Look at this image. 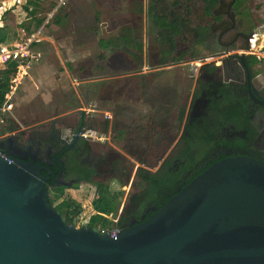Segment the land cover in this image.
Masks as SVG:
<instances>
[{
  "label": "rangeland",
  "instance_id": "rangeland-1",
  "mask_svg": "<svg viewBox=\"0 0 264 264\" xmlns=\"http://www.w3.org/2000/svg\"><path fill=\"white\" fill-rule=\"evenodd\" d=\"M177 5L186 12L185 41L171 20L160 32L154 16L161 13L165 20L173 10V17H179ZM235 6L242 26L253 33L252 48L242 53L264 59V0H236ZM24 7L34 8V15L29 16ZM206 8L210 7L202 0H0V25H5L9 41L36 34L31 50L38 54L15 92L13 118L3 126L8 129L0 135V146L13 156H21L16 148L22 149L32 139L35 149L36 131H49L54 120L56 127L59 122L75 124L79 112L90 109V146L100 157L110 153L118 167V173L92 180L111 191H121L111 219L124 222L122 211L142 200L144 184L173 190L174 184L164 189L149 183V179L157 173L164 176L160 166L169 159L163 155L173 145L182 118L188 113L198 77L196 57L203 53L195 43L193 28L206 24L210 16ZM36 18L42 19L41 23L36 24ZM145 48L151 55L147 62ZM130 51L137 53L140 61L134 57L132 61ZM157 52L165 55L162 63L154 62ZM178 55L184 56L185 62L177 59ZM155 64L165 66L148 68ZM131 70L135 72L129 73ZM96 75L105 77L94 81ZM101 119L105 120L106 131L99 123ZM57 129L62 135L70 132L61 126ZM175 177L179 179L180 175ZM62 179L66 187L52 206L62 210L65 200L73 199L79 205L76 221L83 226L81 223L94 212L90 206L93 185L79 183L73 187L75 182Z\"/></svg>",
  "mask_w": 264,
  "mask_h": 264
},
{
  "label": "water",
  "instance_id": "water-1",
  "mask_svg": "<svg viewBox=\"0 0 264 264\" xmlns=\"http://www.w3.org/2000/svg\"><path fill=\"white\" fill-rule=\"evenodd\" d=\"M0 150V264H264L262 160L214 161L109 235L67 224L48 203L45 182L54 172Z\"/></svg>",
  "mask_w": 264,
  "mask_h": 264
},
{
  "label": "flooded vegetation",
  "instance_id": "flooded-vegetation-1",
  "mask_svg": "<svg viewBox=\"0 0 264 264\" xmlns=\"http://www.w3.org/2000/svg\"><path fill=\"white\" fill-rule=\"evenodd\" d=\"M202 1L210 7L206 8L210 16L208 15L205 25H199L198 28L195 24L193 28V36L197 37L195 43L203 53L196 57L199 62L198 77L189 98L188 113L182 118L181 128L173 145L167 150L166 156L163 155L169 159L167 162L163 160L160 166L164 176L157 173L158 176L149 179V183L162 188L172 187L174 184L172 189L176 190L209 164L224 157L245 155L264 160V65L261 64L264 59L254 55L256 61L252 62L248 55L242 53L246 44L249 49L252 48L250 38L253 33L246 30L239 21L235 8L236 0ZM177 9L181 11L179 17H173V10L168 12L170 17L167 16L165 20L160 17L161 13L154 16L158 21L157 25H160V32L167 28L165 23L171 20L180 28L179 35L185 41L183 23L186 12L182 5H177ZM148 14L144 17L145 21ZM247 34L249 37L245 41L244 36ZM126 40L124 38L122 41ZM164 40L168 41L165 38ZM157 53L154 54L157 58L154 62L162 63L165 55ZM144 55V61L151 59V55L146 54V48ZM130 56L131 59L134 57L135 61H140L137 53L131 52ZM177 57H180L177 59H181V62H185L184 56ZM162 66L165 65L155 64L148 68ZM132 72L135 70L129 71ZM79 104L77 102V105ZM92 115L88 109L87 112H79L75 124L66 125L59 122L57 127L61 126L70 131L69 134L63 135L58 131L54 120V125L49 131H36L35 149H32V139H29L22 149H16L21 157L31 158L50 168L54 172L52 175L56 187H66L62 178L75 182L73 176H68L73 166L70 161H76L80 167L91 168V180L118 173L117 164L110 153H103V157H100L90 146L88 138L92 125L88 123V119ZM106 118L104 116L105 120ZM104 119L99 123L106 131ZM107 127L109 129L110 126ZM76 133L79 136L77 139L73 137ZM35 155L46 160L38 159ZM175 174L180 175V178L175 177ZM144 177L148 179L147 176ZM162 194L163 200L165 195L163 192ZM141 195L143 198L140 202L134 201L126 211H122L124 222H117L116 219L115 224L119 230L126 228L129 223L142 220L157 208L156 204L147 203L144 194ZM142 203L144 206L140 205Z\"/></svg>",
  "mask_w": 264,
  "mask_h": 264
},
{
  "label": "trees",
  "instance_id": "trees-1",
  "mask_svg": "<svg viewBox=\"0 0 264 264\" xmlns=\"http://www.w3.org/2000/svg\"><path fill=\"white\" fill-rule=\"evenodd\" d=\"M30 2V1H29ZM32 3V2H30ZM24 10L27 11L29 16L34 15V8L28 9L24 7ZM42 19L36 18V24L41 23ZM10 37L8 36V31L5 25H0V43H7L10 42ZM252 62L256 61L254 55H248ZM13 71V64L7 66V68L0 72V100L2 98L3 92L7 89V83L11 72ZM8 129V126L5 127ZM4 129V130H5ZM0 130V134H1ZM264 161V160H263ZM71 165L73 166L70 168L68 172V176H73L75 178V183L72 184L73 187H76L79 183H87L93 185L92 191V199L90 201V206L93 209V213L87 216L86 222L84 223L85 226H99V229H105L112 224V219L115 216V212L117 209V195L121 193V191H111L107 185L100 183V182H92L91 180V172L92 169L86 166L80 167L76 161H70ZM41 174H45V171H41ZM54 175H50L49 179L45 182V186L47 188V199L48 203L52 205L53 201L58 200L62 197L63 190L65 186L56 187L53 182ZM165 189V188H164ZM142 194H144L145 198L148 202L157 205V208L162 205L165 198L173 193L175 190H159L157 188H153L147 184H144L142 187ZM162 192L164 193L165 197L162 200ZM50 193V195H49ZM79 205L71 198H68L63 203V209L58 210L60 215L64 218L67 224L75 223V220L71 219L69 216L70 214H76L78 211ZM108 216V217H107ZM98 229V228H97Z\"/></svg>",
  "mask_w": 264,
  "mask_h": 264
},
{
  "label": "built area",
  "instance_id": "built-area-1",
  "mask_svg": "<svg viewBox=\"0 0 264 264\" xmlns=\"http://www.w3.org/2000/svg\"><path fill=\"white\" fill-rule=\"evenodd\" d=\"M16 2H18V0H16ZM35 36L36 34H30L20 41L0 43V72L5 70L10 64H13V71L9 77L7 89L3 92L0 100V130L2 131L0 135L4 133L5 127L3 128V126L5 123L13 118L11 111L15 98V92L18 90L22 79L38 56L37 53L31 50L32 43L37 41ZM251 38L250 45L252 46L253 39ZM0 155L4 156V153L1 150ZM69 216L71 219L75 220V223H73L75 226L80 225V223L76 221V219H79L76 214H70ZM112 221L115 222L116 219H112ZM81 224L84 226V223ZM99 231H107L109 235H115L119 231V228L114 224V226L110 228L101 229Z\"/></svg>",
  "mask_w": 264,
  "mask_h": 264
},
{
  "label": "crops",
  "instance_id": "crops-1",
  "mask_svg": "<svg viewBox=\"0 0 264 264\" xmlns=\"http://www.w3.org/2000/svg\"><path fill=\"white\" fill-rule=\"evenodd\" d=\"M154 21H155V20H154ZM103 77H105V76L96 75L95 78H93V80H94V81H101L100 78H103ZM85 94H86V95H85ZM87 94H89L88 90L84 91V95H85V103L88 102V96H87ZM83 99H84V98H83ZM79 103H80V102H79ZM105 116L108 117L109 114H108V115H105Z\"/></svg>",
  "mask_w": 264,
  "mask_h": 264
}]
</instances>
